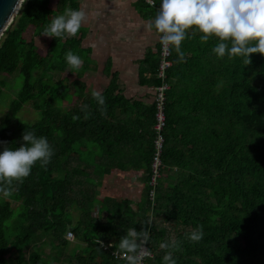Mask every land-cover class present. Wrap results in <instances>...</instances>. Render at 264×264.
Segmentation results:
<instances>
[{"label": "trees", "instance_id": "16d2710c", "mask_svg": "<svg viewBox=\"0 0 264 264\" xmlns=\"http://www.w3.org/2000/svg\"><path fill=\"white\" fill-rule=\"evenodd\" d=\"M140 1L154 14L159 8V0L155 6ZM53 3L57 14L77 8L74 0H24L0 36V77L19 72L24 79L0 120V142L14 148L23 130H30L45 136L53 149L46 165L36 162L27 177L7 185L8 197H0V264H34L43 255L39 242L50 234L62 236L63 250L69 230L84 246L60 264H125L114 257V244L131 226L149 230L152 257L144 264H163L166 250L159 244L173 238L180 245L173 253L176 264H264V57L249 54L247 65L239 57L218 58L211 51L216 38L203 42L191 31L183 40V60L171 50L157 174L155 100L142 116L135 112L142 104L129 103L112 83L101 91L103 112L91 92L68 110L57 108L68 86L45 77L59 71L60 63L67 68L55 45L76 54L79 40L52 37L43 57L25 33L29 26L43 31L54 16ZM158 66L159 56L154 99L161 85ZM2 86L1 78L0 92ZM28 101L41 112L36 121L18 117ZM114 170L140 173L139 199L98 196L101 180ZM147 220L151 224L143 225ZM197 225L203 236L193 242L187 234ZM8 253L14 259L8 260Z\"/></svg>", "mask_w": 264, "mask_h": 264}, {"label": "clouds", "instance_id": "9594fccd", "mask_svg": "<svg viewBox=\"0 0 264 264\" xmlns=\"http://www.w3.org/2000/svg\"><path fill=\"white\" fill-rule=\"evenodd\" d=\"M148 3L153 5L156 0H148ZM85 15L82 8H66L52 16L42 34L54 39L75 36ZM145 28L155 31L163 49L174 51L178 61L184 58L181 42L189 31L200 33L199 40L203 42L215 37L217 42L211 51L218 58L239 57L247 65L249 54L259 53L264 57V0H159L155 16L145 24ZM64 59L66 71L78 70L82 64L81 57L71 50L65 53ZM90 94L103 112L104 96L97 90H92ZM87 107V104L81 105V111ZM6 145L0 147V197L4 198L11 191L7 185L27 177L36 162L46 165L53 155L47 138L30 130H23L16 147ZM150 224L151 221L147 220L143 225ZM202 236V229L197 225L187 234V239L195 242ZM148 241L147 227L136 230L131 226L123 231L114 247L125 264H143L144 258L151 255L145 246ZM179 246V241L174 238L160 242L159 248L166 250L162 256L163 264H176L173 253Z\"/></svg>", "mask_w": 264, "mask_h": 264}, {"label": "crops", "instance_id": "0c3cea01", "mask_svg": "<svg viewBox=\"0 0 264 264\" xmlns=\"http://www.w3.org/2000/svg\"><path fill=\"white\" fill-rule=\"evenodd\" d=\"M75 2L77 8L86 13L76 34L79 40L76 54L81 57L82 64L78 70L67 71L61 79L68 87L78 82L84 95L92 90L101 92L114 83L129 103L142 104L135 112L146 116L154 101L159 38L155 31H148L145 24L155 14L144 8L140 0ZM56 11L58 13L54 6L49 13L56 15ZM29 38L34 40L38 50L43 48V41L49 39L42 32L37 38L34 35ZM68 98L66 95L62 100L68 105L65 110L72 107ZM74 99L78 103L80 98Z\"/></svg>", "mask_w": 264, "mask_h": 264}, {"label": "rangeland", "instance_id": "374dc122", "mask_svg": "<svg viewBox=\"0 0 264 264\" xmlns=\"http://www.w3.org/2000/svg\"><path fill=\"white\" fill-rule=\"evenodd\" d=\"M75 1V0H74ZM54 6V3L53 5ZM57 14V11L56 13ZM28 39L32 35L36 38L41 34L36 26H30L25 30ZM47 36V35H46ZM49 39L43 41V48L39 50L41 56L45 57L47 55V47L51 44L52 37L47 36ZM183 41L181 42V49ZM57 49H60L58 53L61 55L65 54L67 51L61 50L62 45L56 44ZM62 63L59 65V71L56 72H48L45 76L48 80L52 79L54 81L63 78V74L67 73L66 69H61ZM40 71L35 73V77H39ZM74 75H72L73 77ZM4 81V86L1 87L0 92V120L5 116L6 111L9 107V104L12 99L17 98L21 89H23L24 79L19 72H14L12 74H3L0 79ZM70 84V83H69ZM72 84V85H71ZM68 87V94L69 96L68 101L70 102L71 106L77 102L74 97L82 98L85 95L83 94V89L78 85V82H72ZM63 99L57 101V108L60 110H65L67 103L62 102ZM41 112L36 110L31 101L26 102L23 107L18 112V117L25 121H36L40 118ZM139 172H117L114 170L110 175H105L101 180V185L98 187L99 193L98 196L102 197L104 194L110 195H117L121 197H130L133 198L134 201L140 198V194L142 192L141 186L143 185L142 176ZM13 205L17 204L12 202ZM133 208H136V203L133 202ZM70 231V230H69ZM68 233V232H67ZM176 233L175 229H170L169 234L174 236ZM73 234V233H72ZM66 239L68 240V245L65 246L63 250L60 248V241L62 240V236L56 234H50L46 236L42 241L39 242V245L42 247L43 255L38 260H33L34 264H40L42 259L51 260L53 259V264H60L67 257H75L80 251L81 248L84 246L83 242H78L74 239V235L71 238L68 237L66 234ZM53 244V245H52ZM15 254L8 253L7 258L8 260L14 259ZM29 254H26L25 259H29Z\"/></svg>", "mask_w": 264, "mask_h": 264}, {"label": "built area", "instance_id": "2783aa9c", "mask_svg": "<svg viewBox=\"0 0 264 264\" xmlns=\"http://www.w3.org/2000/svg\"><path fill=\"white\" fill-rule=\"evenodd\" d=\"M148 3V0H146ZM149 4V3H148ZM151 6H155V4H149ZM160 49H159V66H158V71H157V77L158 79L161 80V85L156 87L155 89V104H156V123L154 125L156 131H157V137H156V147H157V155L154 158V163H153V170L155 173H158L159 167L161 165V160L159 157V154L161 153V149L163 146L164 138L162 135V131L165 128L166 125V93L170 89L169 84L166 82L167 79V74H168V69H170L173 65L172 59H171V49L168 51H165L160 44ZM154 182V181H153ZM68 237H72V232L68 231L67 233ZM101 247L106 249L107 247L102 243L98 242ZM147 246V243L145 244ZM113 255L116 259H122L117 251L113 252ZM152 253L149 257L144 258L143 264L147 258H151ZM123 260V259H122Z\"/></svg>", "mask_w": 264, "mask_h": 264}, {"label": "water", "instance_id": "95a60500", "mask_svg": "<svg viewBox=\"0 0 264 264\" xmlns=\"http://www.w3.org/2000/svg\"><path fill=\"white\" fill-rule=\"evenodd\" d=\"M24 0H0V36L17 16ZM15 5V8H14Z\"/></svg>", "mask_w": 264, "mask_h": 264}]
</instances>
